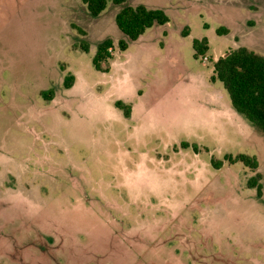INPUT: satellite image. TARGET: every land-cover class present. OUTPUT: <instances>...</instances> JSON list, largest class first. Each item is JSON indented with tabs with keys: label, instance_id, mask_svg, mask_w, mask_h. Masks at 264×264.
Here are the masks:
<instances>
[{
	"label": "rangeland",
	"instance_id": "1",
	"mask_svg": "<svg viewBox=\"0 0 264 264\" xmlns=\"http://www.w3.org/2000/svg\"><path fill=\"white\" fill-rule=\"evenodd\" d=\"M124 4L168 22L130 40L111 0L95 17L82 0H0V264H264V134L211 79L229 49L264 55V0Z\"/></svg>",
	"mask_w": 264,
	"mask_h": 264
},
{
	"label": "trees",
	"instance_id": "2",
	"mask_svg": "<svg viewBox=\"0 0 264 264\" xmlns=\"http://www.w3.org/2000/svg\"><path fill=\"white\" fill-rule=\"evenodd\" d=\"M115 4H123L114 17L116 26L130 40L137 39L144 31L154 24L163 25L168 22V16L162 9L149 8L143 4H124L126 0H111ZM89 14L93 17L102 12L107 4V0H82ZM217 33L221 34L220 29ZM127 40L120 39L118 47L120 51L127 48ZM112 40L104 38L96 45L95 53L92 57V64L97 70H107L102 67V63L111 58L110 48ZM193 57L198 58L208 50V40L203 37L194 39L192 42ZM82 50L87 51L88 46L83 43ZM213 74L211 79H218L225 88L231 106L247 121L264 134V55L249 49L246 46H238L226 51L213 61ZM74 80L73 74H67L63 79L65 88L71 87ZM44 99L53 97V90L41 91ZM114 106L120 109L124 117L130 116L131 106L122 100H115ZM225 159L230 162H241L243 165L255 170L258 161L254 155L238 153L236 155H225ZM214 167L218 168L222 161L212 160ZM261 175L256 172L247 179V186L256 189V194L261 196L262 185L259 182Z\"/></svg>",
	"mask_w": 264,
	"mask_h": 264
}]
</instances>
